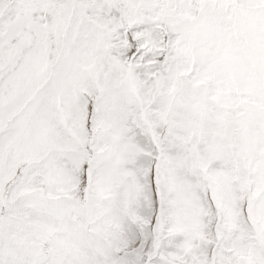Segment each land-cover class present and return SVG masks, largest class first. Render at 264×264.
Listing matches in <instances>:
<instances>
[{
    "label": "snow or ice",
    "instance_id": "1",
    "mask_svg": "<svg viewBox=\"0 0 264 264\" xmlns=\"http://www.w3.org/2000/svg\"><path fill=\"white\" fill-rule=\"evenodd\" d=\"M0 264H264V0H0Z\"/></svg>",
    "mask_w": 264,
    "mask_h": 264
}]
</instances>
